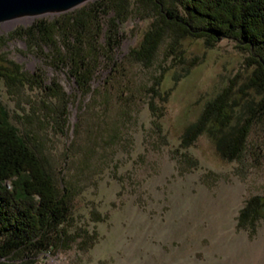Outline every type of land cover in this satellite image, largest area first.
Returning a JSON list of instances; mask_svg holds the SVG:
<instances>
[{
  "label": "rangeland",
  "instance_id": "obj_1",
  "mask_svg": "<svg viewBox=\"0 0 264 264\" xmlns=\"http://www.w3.org/2000/svg\"><path fill=\"white\" fill-rule=\"evenodd\" d=\"M111 1L88 0L67 12L0 23L1 63L17 64L21 78H0V103L71 194L67 242L9 263L264 264V219L253 235L236 227L247 198L264 201V110L251 103L259 97L246 86L255 58L233 38L210 45L184 36L173 50L165 38L152 63L143 64L130 50L154 11L145 0H126L118 14ZM166 1L185 15L179 1ZM89 9L93 18L81 30L60 25L65 15ZM39 19L56 22L54 39L63 57L76 46L86 49L91 92L78 90L68 66L51 60V45L31 30ZM163 68L164 96L154 99L162 116L155 120L147 88ZM52 80L68 95L65 122L54 111L59 99L46 89ZM225 87L235 112L251 119L241 155L223 159L207 133L180 148L184 126ZM181 153L196 165L181 171ZM83 238L93 241L86 249Z\"/></svg>",
  "mask_w": 264,
  "mask_h": 264
},
{
  "label": "trees",
  "instance_id": "obj_2",
  "mask_svg": "<svg viewBox=\"0 0 264 264\" xmlns=\"http://www.w3.org/2000/svg\"><path fill=\"white\" fill-rule=\"evenodd\" d=\"M145 1L156 17L138 45L130 50L135 60L150 65L159 45L167 37L171 39V50L184 36L202 37L210 45L220 38L236 39L255 58V66L247 78L246 86L254 89L259 97L251 103L257 109L264 110V0H177L185 15H179L177 9L169 7L166 0ZM111 3L118 14L126 8V0H113ZM97 6L103 7L104 4L99 3ZM91 11L89 9L80 15L77 12L75 16L67 14L60 25L64 30L71 27L81 30L79 27L84 28L88 20L93 18ZM55 28L56 22L39 19L31 30L39 33L38 38L49 42L51 60H59L68 66L78 90L91 92L93 66L90 65L86 49L81 45L76 46L63 57L54 39ZM32 35L36 37L33 32ZM109 37L112 42L116 41V33L109 34ZM1 60L3 56L0 53V78L21 83L18 65L12 63L14 67L8 66ZM164 72L163 68L147 88L151 93L148 106L155 120L162 116L154 99L164 96L161 91ZM46 89L59 99L60 107H55L57 109L54 111L62 113L65 122L68 95L55 80ZM165 94L167 96L168 91ZM250 121V117L243 118L235 112L230 101V89L225 87L204 104L195 120L184 126L179 146L188 148L200 135L207 133L215 140L216 149L223 159H237L245 148ZM180 156L181 171L196 165V161L191 160L186 153ZM60 184L62 182H58L46 169L34 149L10 123L8 112L0 103V264H10L9 260L15 257L30 259L41 251L56 249L67 242L68 235L64 227L70 216L71 194ZM263 207L264 201L260 196L247 198L238 212L237 229H246L249 235H253L258 221L264 219ZM91 242L83 238V248L86 249Z\"/></svg>",
  "mask_w": 264,
  "mask_h": 264
},
{
  "label": "water",
  "instance_id": "obj_3",
  "mask_svg": "<svg viewBox=\"0 0 264 264\" xmlns=\"http://www.w3.org/2000/svg\"><path fill=\"white\" fill-rule=\"evenodd\" d=\"M88 0H0V23L67 12Z\"/></svg>",
  "mask_w": 264,
  "mask_h": 264
}]
</instances>
